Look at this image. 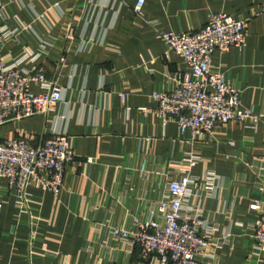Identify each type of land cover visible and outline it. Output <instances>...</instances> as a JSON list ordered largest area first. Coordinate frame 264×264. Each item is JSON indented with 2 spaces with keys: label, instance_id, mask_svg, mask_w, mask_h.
I'll return each instance as SVG.
<instances>
[{
  "label": "crops",
  "instance_id": "1",
  "mask_svg": "<svg viewBox=\"0 0 264 264\" xmlns=\"http://www.w3.org/2000/svg\"><path fill=\"white\" fill-rule=\"evenodd\" d=\"M138 1L0 0L4 65L43 71L64 97L45 114L0 127V143L23 136L38 148L66 133L77 155L61 194L36 181L22 213L0 180V264H157L112 230L157 219L169 175L186 170L191 155L200 157L193 177L215 175L212 190L194 185L184 205L186 215L199 211L214 242L224 239L218 248L211 240L207 255L214 264H264L254 256L258 214L250 209L255 200L264 208V0H145L137 14ZM217 13L248 20L242 49L215 53L212 65L261 122L193 138L156 113L152 95L189 74L158 35L196 33Z\"/></svg>",
  "mask_w": 264,
  "mask_h": 264
},
{
  "label": "built area",
  "instance_id": "2",
  "mask_svg": "<svg viewBox=\"0 0 264 264\" xmlns=\"http://www.w3.org/2000/svg\"><path fill=\"white\" fill-rule=\"evenodd\" d=\"M144 3L145 0L138 1L137 14L142 13ZM247 23V19L217 13L196 33H159L162 43L183 59L189 71L188 75L172 79L173 89L152 95L157 104L156 113L164 123L175 122L182 135L189 133L193 138L211 134L217 127L233 122L258 126L261 117L244 107L240 89L212 65L215 53L242 49L246 43ZM4 38L0 35V127L45 114L64 100L62 92L53 87L43 71H25L18 64L4 65ZM33 85L42 93L34 94L31 91ZM199 159L198 155H191L186 170L177 176L169 175L166 195L157 204V219L139 225L137 231L113 229V236L131 242L139 248L143 258H155L157 264H203L207 258V264H214L217 257L207 255V248L212 241L213 247H222L224 239L214 242L213 233L198 210L187 215L184 211L194 185L203 182L212 190L210 185L215 181V175L204 180L191 175ZM76 160L77 155L66 133L52 135L38 148L23 136L17 137L0 143V180L8 181L22 213L28 208L29 189L36 181L58 197L62 192L65 169ZM88 162L94 161L88 159ZM250 209L258 214L252 227L254 256L260 258L264 255V208L261 201L255 200Z\"/></svg>",
  "mask_w": 264,
  "mask_h": 264
}]
</instances>
